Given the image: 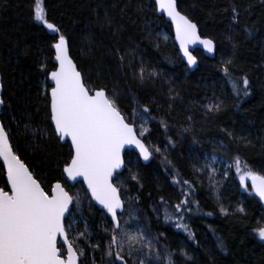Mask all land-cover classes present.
Listing matches in <instances>:
<instances>
[{
  "label": "trees",
  "instance_id": "1",
  "mask_svg": "<svg viewBox=\"0 0 264 264\" xmlns=\"http://www.w3.org/2000/svg\"><path fill=\"white\" fill-rule=\"evenodd\" d=\"M177 5L197 24L201 37L216 45L213 59L194 53L193 72L181 61L171 27L151 0H45L48 19L68 37L70 55L89 85L116 96L127 116L133 109L150 110L145 114L153 122L145 142L150 145L157 137L161 155L143 165L133 152L125 153L127 167L119 178L125 182V198L139 197L133 205L135 218L125 216L130 220L125 227L133 232L146 227L159 236L156 247L174 253L175 264H264V241L253 231L257 222L264 224V206L248 181L247 188L240 184L234 166L239 156L252 171L264 175V0H177ZM233 6L239 12L238 24L232 20ZM33 8V0H0L1 95L6 101L0 120L11 126L14 148L45 184L60 181L71 194H78V228L87 221L90 242L101 241L103 247L109 218L93 206L81 184L70 187L64 179L69 147L52 134L41 71V64L53 69L54 34L34 21ZM161 31L169 35L168 42L161 40ZM229 59L226 76L223 67ZM141 66L156 75L146 73L141 81ZM245 76L250 95L237 96L233 84L239 82L242 88ZM210 99L222 101L220 112H207L204 106ZM29 116L32 127L40 130L36 138L24 134ZM43 129L47 134L41 137ZM211 157L218 163L211 165L214 173L203 167L211 164ZM133 160L139 183L129 178L127 168ZM176 174L191 183V211L184 213L183 223L194 238L163 219V207L172 213L171 206L183 198L180 186L173 183ZM4 186L0 164V187ZM161 197L167 205L161 206ZM220 240L224 250L218 246ZM80 246L83 264H103L99 250L83 240Z\"/></svg>",
  "mask_w": 264,
  "mask_h": 264
},
{
  "label": "snow or ice",
  "instance_id": "2",
  "mask_svg": "<svg viewBox=\"0 0 264 264\" xmlns=\"http://www.w3.org/2000/svg\"><path fill=\"white\" fill-rule=\"evenodd\" d=\"M154 3L174 25L175 39L188 65L197 64V57L190 51L191 45L199 44L208 53L215 52L213 39L201 37L197 24L178 10L177 0H154ZM33 4L34 20L54 34L51 44L54 51L53 69L49 71L46 64H41V71L45 73L43 94L52 134L69 147V156L62 169L65 182L82 179L87 185L90 200L95 201L109 218V226L104 228L107 240L103 242V247L101 241L90 242L87 221L82 230L75 228L76 210L80 207L78 194H71L65 183L60 181L45 184L14 148L11 126L0 120V161H3L6 175L5 186L0 187V264H83L81 257L85 252L80 246L82 240L93 251L101 252L103 264H175L174 253L162 252L156 247L159 236L152 235L146 227H138L134 232L125 227L130 222L125 216L135 218L133 205L139 199L130 195L125 198V182L119 179L127 167L125 150H138V158L144 161H149L154 152L161 151L159 147L145 142L149 130L144 126L147 124L144 114L150 110L147 107L142 112L133 109L131 116H127L114 96H109L104 88L90 86L70 55L68 37L48 19L45 0H33ZM232 13L233 23L238 24L239 12L235 6ZM120 60L123 61L124 57L121 56ZM231 64V59L224 62L223 72L226 76ZM146 73L147 69L141 66L137 74L141 81ZM147 75L154 76L156 73ZM241 81L242 88L238 86L239 82L233 84L236 95L239 96L241 92L244 96L250 95L248 78L242 77ZM0 92H3V84H0ZM5 105L6 101L0 95V108ZM204 107L207 112H220L222 101L210 99ZM12 119L19 129L20 123L15 117ZM27 119L29 122L23 124L24 134L30 133L36 138L40 130L32 127L30 116ZM137 120L144 122L139 128L136 126ZM164 126L167 127L166 124ZM46 134L47 129H43L41 137ZM227 135L231 137L232 133L227 132ZM234 166L240 184L247 188V181L250 180L255 194L264 200V175L252 171L239 156L234 158ZM203 167L211 169V173L216 171L207 162ZM127 170L129 178L139 183L138 174L132 172L131 168ZM173 183L180 186L179 195L183 198L171 206L174 209L172 213L165 206L168 202L160 198L161 206H165L163 219L194 238L189 226L183 223L184 213L191 211L192 202L188 198L191 183L179 178L178 174L173 177ZM220 211L227 214L223 207ZM239 211L243 212L244 209L240 208ZM253 231L264 241V224L257 222ZM218 246L224 250L222 240ZM180 254L186 256L183 250Z\"/></svg>",
  "mask_w": 264,
  "mask_h": 264
},
{
  "label": "water",
  "instance_id": "3",
  "mask_svg": "<svg viewBox=\"0 0 264 264\" xmlns=\"http://www.w3.org/2000/svg\"><path fill=\"white\" fill-rule=\"evenodd\" d=\"M151 1H152V3H153L154 6H155L154 0H151ZM155 8H156V6H155ZM156 11H157L158 16H162V17L165 19V21L170 25L171 30H172L173 42H174V44H175V46H176V48H177V50H178V52H179V54H180L181 61H182L183 64L186 66L188 72H193V71L197 68V64H196V65H188L186 58L183 57V53L180 51V48H179V43H178V42L176 41V39H175V27H174V25L171 23L170 19L166 16V14H163V13L159 12V10H158L157 8H156ZM190 51L192 52L193 55H194V53H195L196 51H200V52L202 53V55H203L204 57L208 58V59H213L214 56H215V52H214V53H208V52L203 48V46H202V45H199V44L191 45V46H190ZM194 56H195V55H194ZM53 63H54V60H53ZM0 84H1V75H0ZM1 93H2V92H0V95H1ZM61 143H64V142H61ZM127 152H133V153L135 154V156L137 157V159H138L143 165H147V164H149V163L152 161V159H153V157H152L149 161H144L142 158H138V157H139L138 150H134V149H132V148H128V149H126V150H125V153H127ZM0 164H1V166H2V165H3V161H0ZM2 168H3V167H2ZM123 171H124V170H123ZM3 173H4V180H5V179H6V175H5V170H4V169H3ZM63 175H64V174H63ZM64 179H65V176H64ZM66 183H67L70 187H75L77 184H81V186H82V187L84 188V190L86 191V193H87V195H88V197H89V200H90V193L87 191V185L84 184V183L82 182V179H78V181H67ZM257 198L260 199L259 196H257ZM90 202L93 204V206H94L96 209H98V210H100V211L103 212V210L101 209V207H100L98 204H96L95 201H91V200H90ZM263 206H264V204H263ZM105 215H106V214H105Z\"/></svg>",
  "mask_w": 264,
  "mask_h": 264
},
{
  "label": "rangeland",
  "instance_id": "4",
  "mask_svg": "<svg viewBox=\"0 0 264 264\" xmlns=\"http://www.w3.org/2000/svg\"><path fill=\"white\" fill-rule=\"evenodd\" d=\"M34 18V17H33ZM35 21V20H34ZM36 23H38V24H40V22H38V21H35ZM42 25V24H41ZM160 38H161V40L165 43V42H168L169 41V35L168 34H166V33H164V32H162L161 31V33H160ZM165 37H167V39H165ZM115 97V99H116V96H114ZM145 115V118L147 119V124H145L144 126L149 130L147 133H146V136L145 137H147V135L149 134V132H150V125L152 124V122H153V120L150 118V117H148L146 114H144ZM144 122L142 121V120H137L136 121V126H137V128H139V126L141 125V124H143ZM150 145L151 146H155V147H157V141H158V139H157V137H152L151 139H150ZM166 141H167V143H169V141H168V139L166 138ZM161 155V152H159V153H155L154 152V154H153V156L155 157V156H160ZM210 161H211V165H218V163L216 162V160H215V162H213V157H211L210 158ZM134 165H135V160H133V164L131 165V169L134 167ZM130 168V167H129ZM248 183L250 184V186H251V181L249 180L248 181ZM251 192H252V194H253V196L254 197H256L257 198V195L255 194V192H254V190L252 189V186H251ZM260 202H261V204L263 205L264 204V200H261V199H259V198H257ZM78 224H80V220L79 219H76V224L74 225V227L75 228H78Z\"/></svg>",
  "mask_w": 264,
  "mask_h": 264
}]
</instances>
